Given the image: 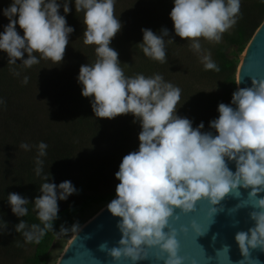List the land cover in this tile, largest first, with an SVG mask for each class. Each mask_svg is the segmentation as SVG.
<instances>
[{"label":"clouds","instance_id":"1","mask_svg":"<svg viewBox=\"0 0 264 264\" xmlns=\"http://www.w3.org/2000/svg\"><path fill=\"white\" fill-rule=\"evenodd\" d=\"M70 3L71 0H12L2 10L9 22L0 32V50L7 54V63L16 65L21 60L23 67L31 68L40 62L34 53H40L41 58L59 65L69 35L75 31L66 20L72 11ZM61 7L64 15L59 11ZM74 7L76 13H83V42L96 45L97 56L94 63L79 68L77 81L82 85V96L91 98L95 117L113 119L131 113L133 122L141 126L138 150L123 156L115 173L119 180L116 198L107 204L110 213L120 218L116 225L120 238L111 247L107 241L101 243L99 250L114 261L124 259L138 264L148 259L149 249L158 248L162 255L156 259L163 264H185V258L179 254V234L192 232L196 242L205 236L214 216L223 210L217 206L229 193L239 194L240 188L250 189L248 199L230 211L250 206L249 218L254 223L247 231L235 233L243 256L239 264L251 259L250 248L264 250V196H258L264 192V78L251 77V86L245 87H239L238 79L230 104L219 103L218 118L209 121V127L217 134L201 131L205 127L203 122L193 128L190 119L177 115L179 87L165 81L159 73L150 77L142 73L125 75L118 52L110 47L122 28L114 14L115 0H74ZM240 8L241 0H174L169 15L175 35L192 41L189 47L200 54L205 70L219 72L211 54L202 49L200 38L219 43L223 34L237 23ZM17 25L23 35L18 33ZM141 31L144 55L165 63V37H170L169 30L162 27L159 34L149 28ZM173 41L169 38V42ZM12 71L20 75L15 69ZM28 79L25 76L22 83L27 84ZM19 147L29 150L31 146L22 142ZM36 147L35 171L40 176L44 163L40 157L47 155L48 146L41 141ZM230 161L235 163V171L229 168ZM49 177L43 176L41 194L34 198L43 227L29 226L23 219L14 226L29 243H39L48 231L66 235L80 230L78 223L70 228L62 224L59 232L54 230L58 200H67L79 190L69 180L57 185L49 182ZM202 200L209 205L211 222L207 228L196 219L180 223L183 216L197 211ZM7 201L14 215H27V197L10 192ZM238 223L234 221L233 226ZM216 238L213 235V243ZM199 246L207 259H216L220 264L230 262V245L216 249L215 258L207 256L203 246Z\"/></svg>","mask_w":264,"mask_h":264},{"label":"trees","instance_id":"2","mask_svg":"<svg viewBox=\"0 0 264 264\" xmlns=\"http://www.w3.org/2000/svg\"><path fill=\"white\" fill-rule=\"evenodd\" d=\"M11 2L0 0V32L9 22L2 10ZM173 6L174 0H115L114 14L122 28L110 47L118 52L126 76L142 73L150 77L159 73L165 81L179 87L177 115L190 119L193 128L203 122L205 127L201 131L215 135L209 121L218 118V104H230L237 89L238 56L264 22V0H241L237 23L223 34L219 43L200 38L202 49L211 54L219 72L205 70L200 54L189 47L192 41L175 35L169 15ZM70 7L72 11L66 20L75 31L69 35L59 65L41 58L40 53H34L40 62L31 68L23 67L21 60L9 65L7 54L0 50V100L3 101L0 103V264L47 263L54 232L48 231L39 243H29L14 228L21 219L29 226L39 225L34 198L41 194L44 175L57 185L69 180L79 190L67 200H58V219L53 222L56 231L90 203L110 202L116 196L119 180L115 173L123 156L138 150L141 126L133 122L131 113L113 119L97 118L91 98L81 94L82 85L77 81L79 68L95 62L96 45L84 44L83 13L75 12L74 0ZM59 11L64 15L62 7ZM162 27L170 33V37H165V63L145 56L140 47L142 28L159 34ZM17 31L23 35L19 25ZM169 38L174 41L169 42ZM125 56L131 59H123ZM12 69L20 75H14ZM25 76L29 78L27 84L22 83ZM41 141L48 147L47 155L40 157L44 163L38 176L36 145ZM22 142L29 144L30 149L20 148ZM10 192L29 199L25 217L12 213L7 201Z\"/></svg>","mask_w":264,"mask_h":264},{"label":"water","instance_id":"3","mask_svg":"<svg viewBox=\"0 0 264 264\" xmlns=\"http://www.w3.org/2000/svg\"><path fill=\"white\" fill-rule=\"evenodd\" d=\"M251 77L264 78V22L250 40L243 63L238 69L237 80L241 79L239 87L251 86ZM228 166L232 171H235L234 162H228ZM249 191L250 189L240 188L239 194L229 193L217 206L222 207L223 210L214 216V222L210 224L207 234L199 237L197 241L203 246L207 256L215 258V250L222 247L223 244H228L230 245V262L225 261L224 264H239L243 259L234 236L237 231H247L253 225L254 222L249 218V212L252 209L248 206L240 207L235 212L230 210L247 200ZM258 196H264V192L258 193ZM119 219V217H114L106 206L79 230L58 264H131V261L124 259L114 261L105 252L99 250L101 243L107 241L111 247L119 240L120 232L116 227ZM191 219L198 220L205 229L207 228L211 220L206 200L199 202L196 212L183 216L180 223L187 224ZM234 221H239V223L233 226ZM213 235L217 237L214 243ZM178 239L180 240L179 254L185 258V264H220L216 259H207L192 232L180 233ZM249 252L251 259L245 261L244 264H264V250L250 248ZM160 255L162 254L158 248L149 249L148 259L140 261L138 264H163L162 260L156 259Z\"/></svg>","mask_w":264,"mask_h":264},{"label":"rangeland","instance_id":"4","mask_svg":"<svg viewBox=\"0 0 264 264\" xmlns=\"http://www.w3.org/2000/svg\"><path fill=\"white\" fill-rule=\"evenodd\" d=\"M249 45V43H248ZM248 45L241 51L240 55L238 56L239 59V66L238 69L240 68L242 64V58L246 52V49ZM126 58V59H125ZM123 59L129 60L131 59L130 56H125ZM238 74V70H237ZM237 77V75H236ZM238 87V85H237ZM109 203V202H108ZM108 203H103V202H92L90 203L83 211L77 213L74 217V219L64 225L65 227L70 228L71 225L74 223H78L80 225V229L88 223L90 220H92L98 213H100ZM37 213V210L35 211ZM41 223L39 222V225ZM60 228L56 230V232H59ZM78 232H72L70 231L68 234L64 235H57L56 233L53 234L52 240H51V247H50V254L49 257L47 258V263L46 264H58L61 256L65 252L66 248L68 247L70 241L76 236Z\"/></svg>","mask_w":264,"mask_h":264},{"label":"bare ground","instance_id":"5","mask_svg":"<svg viewBox=\"0 0 264 264\" xmlns=\"http://www.w3.org/2000/svg\"><path fill=\"white\" fill-rule=\"evenodd\" d=\"M245 55H246V52H245V54H244V56H243V58H242V63H243V60H244V58H245ZM241 67V66H240ZM73 240V239H72ZM72 240L70 241V243L72 242ZM69 243V244H70Z\"/></svg>","mask_w":264,"mask_h":264}]
</instances>
